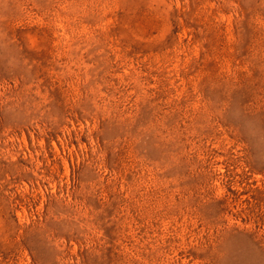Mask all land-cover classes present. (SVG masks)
<instances>
[{
    "label": "rangeland",
    "instance_id": "1",
    "mask_svg": "<svg viewBox=\"0 0 264 264\" xmlns=\"http://www.w3.org/2000/svg\"><path fill=\"white\" fill-rule=\"evenodd\" d=\"M0 264H264V0H0Z\"/></svg>",
    "mask_w": 264,
    "mask_h": 264
}]
</instances>
